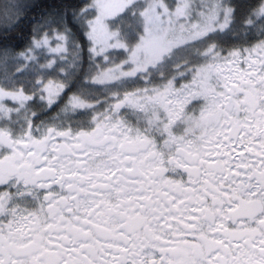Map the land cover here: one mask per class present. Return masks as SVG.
<instances>
[{
  "label": "snow or ice",
  "instance_id": "obj_1",
  "mask_svg": "<svg viewBox=\"0 0 264 264\" xmlns=\"http://www.w3.org/2000/svg\"><path fill=\"white\" fill-rule=\"evenodd\" d=\"M0 264H264V0H0Z\"/></svg>",
  "mask_w": 264,
  "mask_h": 264
}]
</instances>
